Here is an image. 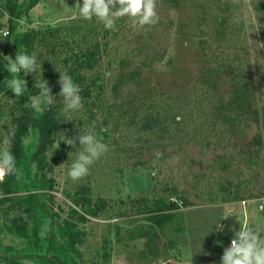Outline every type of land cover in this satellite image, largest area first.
<instances>
[{
  "label": "rangeland",
  "instance_id": "obj_1",
  "mask_svg": "<svg viewBox=\"0 0 264 264\" xmlns=\"http://www.w3.org/2000/svg\"><path fill=\"white\" fill-rule=\"evenodd\" d=\"M79 2L41 0L22 15L17 31L46 34L35 49L42 68L44 61L60 63L67 50L61 42L75 46L73 39L86 34L83 47L106 45L99 67L88 74L99 105L83 104L71 121L61 113L58 139L94 123L108 151L78 180L66 175L72 146L61 142L48 153L55 163L56 211L63 217L84 186L107 203L84 226V264H219L232 237L227 226L238 228L247 218L219 220L224 231L210 232L225 206L256 208L264 216V0H155V25L132 26L123 16L115 30H105L95 17L83 19ZM0 24L2 41L7 14ZM240 91L248 100L242 110H231ZM56 101L62 104L61 97ZM18 109L16 100L0 96V142L14 128ZM150 115L154 128L144 131ZM2 197L0 239L21 247L7 234L4 223L15 211ZM158 200L179 204L162 226L148 211Z\"/></svg>",
  "mask_w": 264,
  "mask_h": 264
},
{
  "label": "trees",
  "instance_id": "obj_2",
  "mask_svg": "<svg viewBox=\"0 0 264 264\" xmlns=\"http://www.w3.org/2000/svg\"><path fill=\"white\" fill-rule=\"evenodd\" d=\"M40 1L5 0L0 16L8 15V31L0 41V54L14 58L15 51L32 53L37 44L47 39L43 31L36 29L17 31L22 15ZM51 32L54 35V30ZM83 38L80 41L73 39L75 46H71L69 42H61L67 50L60 63L44 61L42 75L56 94L59 92V85L56 83L59 74L56 71L67 72L80 86L83 104L86 107H97L100 92H94L95 81H91L88 74L99 67L106 45L95 41L83 47ZM37 57L41 59L40 55ZM5 65L6 61L0 56V96L16 100L19 106V114L12 119L15 135L10 138V150L16 157L18 171L14 175H5L0 180V193L15 211L9 223H4L7 234L21 240L22 246L6 244L0 239V264H25L26 261L35 264H84L83 253L80 251L86 242L84 226L90 218L100 216L106 210L107 203L100 199L94 200L90 188L84 186L76 192L66 217L62 216V210L56 211L53 194L56 180L51 176L54 172L52 164L55 163H51L48 153L62 129L59 122L62 104L57 101L53 105L41 104L40 109L33 106L31 98L36 97L39 91L33 87V77L34 80L39 79L38 71L33 77L31 74L25 77L28 91L19 97H13L3 85V79L10 75L6 72ZM240 94L232 100L231 110H242L243 103L248 100L245 92L240 91ZM58 97L57 95L55 100ZM155 122L153 116L146 117L143 130H152ZM257 138L261 143V135ZM178 208L177 202L155 201L148 209L150 220L153 224L162 226L172 219L173 212Z\"/></svg>",
  "mask_w": 264,
  "mask_h": 264
},
{
  "label": "clouds",
  "instance_id": "obj_3",
  "mask_svg": "<svg viewBox=\"0 0 264 264\" xmlns=\"http://www.w3.org/2000/svg\"><path fill=\"white\" fill-rule=\"evenodd\" d=\"M78 14L85 20L95 17L103 23L105 30H115L116 18L123 16L129 18L132 26L155 25L159 20L155 0H119V3H114V0H81L78 3ZM0 56L6 61L5 70L10 74L3 79V85L13 97H19L28 91L25 77L30 74L33 77V74L39 70V79L34 80L33 77V87L39 90L34 98L36 102L53 105L58 95L62 98L60 111L65 121H71V117L83 108L80 86L67 72L56 71L59 74L56 80L59 92L54 94L48 80L43 78V61L38 59L35 52L15 51L14 58L3 54ZM33 106L35 107L36 104L34 103ZM14 135V129L9 128L7 136L0 142V180L5 175H14L18 171L16 157L8 147L10 138ZM61 142L72 146L75 150L74 158L70 159L74 150L67 153L66 175L71 180L85 177L89 173L90 166L108 151V145L95 131L94 123L88 127H79L75 137L66 136L63 132L58 140H54L53 150L59 148ZM240 203L246 204L244 201ZM243 213L247 214V218L238 222V228L227 226L232 232V237L228 246L223 248L219 264H264V216H261L256 208L249 210L246 207L236 209L225 206L220 219L214 224L215 229L212 227L210 232L213 230L223 232L226 226L219 223V220L234 217L238 221L237 218Z\"/></svg>",
  "mask_w": 264,
  "mask_h": 264
}]
</instances>
